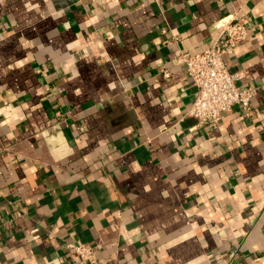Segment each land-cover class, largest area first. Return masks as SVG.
Returning <instances> with one entry per match:
<instances>
[{
  "label": "crops",
  "instance_id": "crops-1",
  "mask_svg": "<svg viewBox=\"0 0 264 264\" xmlns=\"http://www.w3.org/2000/svg\"><path fill=\"white\" fill-rule=\"evenodd\" d=\"M235 12L226 60L257 94L211 127L173 61ZM70 242L94 264H264V0H0V264H93Z\"/></svg>",
  "mask_w": 264,
  "mask_h": 264
},
{
  "label": "built area",
  "instance_id": "built-area-1",
  "mask_svg": "<svg viewBox=\"0 0 264 264\" xmlns=\"http://www.w3.org/2000/svg\"><path fill=\"white\" fill-rule=\"evenodd\" d=\"M218 28L219 35L210 47L194 53L182 52L173 61L175 65H185L196 88V98L189 115L211 127L220 124L235 106H240L249 113L252 98L257 94L256 87L238 85L237 82L245 75V71H230L226 60L227 56L232 55L248 39L250 25L246 17L232 13L220 21ZM163 72L165 77H170V69ZM39 232L38 227L32 229L34 239L40 237ZM68 247L78 260L96 263L92 245L70 242Z\"/></svg>",
  "mask_w": 264,
  "mask_h": 264
}]
</instances>
